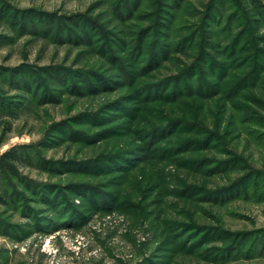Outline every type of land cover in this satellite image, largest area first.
<instances>
[{"label": "rangeland", "instance_id": "374dc122", "mask_svg": "<svg viewBox=\"0 0 264 264\" xmlns=\"http://www.w3.org/2000/svg\"><path fill=\"white\" fill-rule=\"evenodd\" d=\"M187 1L181 13L182 18H190L183 30L189 34L210 0ZM258 1L264 3V0ZM118 2L128 0H0V68L5 74L0 79V98L9 106L3 110L0 100V158L13 147L39 144L55 129L56 135L66 137L68 131L63 124L69 122L75 130H81L82 139L67 137L40 148L50 161L81 160L101 152L132 148L139 151L137 156L141 159L129 157L137 166L119 177L93 170L82 173L75 168L49 171L27 159L10 161L11 166L7 167L16 173H10L9 177L20 175L64 184L91 178L122 195L123 205L121 209L87 212L83 223L61 222L55 228L39 229L31 224L33 218L0 198V212H3V215L0 213L3 226L0 264H264V195L258 193L264 194V76L258 81L254 78L242 81L234 90L231 85L239 78L237 75H245L243 70L217 71L208 65L204 79L207 84L215 81L216 86L210 91L195 87L179 100L169 98L171 94L166 98L154 96V100L148 101L143 99L146 94L143 93L138 100L117 102L116 107L107 105L111 108L104 109L109 101H119L120 97L133 93L135 83L131 84L123 75L121 63L100 52V41L93 46L81 39L82 42L75 41L71 35L77 32V36H85L89 19L117 32L119 40L115 42L124 46L136 40L139 29L155 23V0H144L135 6L134 2L130 3L132 12L123 10V18L113 13ZM224 14L210 26L214 30L210 42L219 48L211 46L210 49L220 50L218 60L226 58V51L231 54L229 44L236 39V34L241 43L240 55L264 50V22L253 19L252 27L246 32L250 39L246 42L245 35L239 32L247 28L248 22L242 20L235 26L228 22V14ZM78 23L81 25L77 26ZM37 26L47 29V35L40 29L34 32L32 29ZM198 32L193 37L196 41L193 48L172 51L169 59L149 74L140 73L145 53L140 58L121 55L123 65L126 70H137V86L174 76L201 48L202 32ZM58 67L65 68L70 81L77 77L76 84L84 82L77 75L82 70H96L107 78L100 82L94 77V84L79 90L68 89L60 78L49 74ZM18 70L24 75L31 71L26 80L32 76L42 78L40 87L47 84L55 92V98L37 102L27 89L18 86L24 84L16 75ZM169 88L163 87L161 93ZM86 111L93 113L81 120L77 115ZM173 119L185 125L151 133L153 128L164 127ZM194 122L198 123L196 130L200 133L190 128ZM111 127L115 135L100 140L91 138L99 130ZM137 128L145 129L141 137L142 130ZM207 134H214L211 143L186 144L198 138L206 139ZM143 141L152 142L151 147L144 149ZM221 160L231 162L212 163ZM253 172L258 182L254 192L237 195L232 191L210 197L205 193L228 188ZM14 180L17 181L15 177ZM5 184L0 183L3 191ZM22 196L35 210L34 214L51 213L42 197L39 199L30 191ZM80 200L75 198L77 202ZM7 222L21 228H15L10 234ZM240 247L242 251H236Z\"/></svg>", "mask_w": 264, "mask_h": 264}, {"label": "trees", "instance_id": "16d2710c", "mask_svg": "<svg viewBox=\"0 0 264 264\" xmlns=\"http://www.w3.org/2000/svg\"><path fill=\"white\" fill-rule=\"evenodd\" d=\"M144 0H128L127 3L118 2L113 8V13L119 17L123 18V10L132 12V8L130 3L134 2L135 4L139 5L140 2H143ZM187 0H155V5L157 7L155 8L154 15H155V23L151 27H143L139 29V31L136 33L137 38L134 42H127L126 45H118L115 41L116 39L119 40L118 33L114 32L112 30L106 29L103 25L96 24L93 20H86L85 27L87 29V32L85 31L84 35L77 36V32H74V34H70L72 39H75V41L82 42L88 41L93 46L96 45L95 42H99V47L101 48V53L103 55L108 56L113 61L117 62L118 64L121 63L122 71L124 76H127V80L129 82H132L131 84L135 83V87L133 88V93L130 95L120 97L117 100L109 101L106 104V108L109 109L116 107L117 102H128V101H135L138 100L139 97L141 98V95L143 93H146L143 99L154 100L152 98H155L154 96H163L168 97L172 94V99H182L185 98L183 95H187L190 93L195 87L196 89H201L202 91H210L212 90V87H216L215 81L208 82L206 79H204V76H207V70H205L208 65L209 67H212L213 69H216L217 71L221 70H236L240 69L243 70L245 75H237L239 78L233 82L231 87H234L233 89L236 90L238 87V84H242V81H248L250 79L260 80L263 75L264 71V50H254L250 54H242L240 55L239 49H240V40L238 41L239 35L236 34V39L233 38L229 46L231 50V54H229L228 51H226V58L222 60H218L217 55L220 53V50H217L219 52H216V50L210 49L212 46L214 49H219L218 47L215 48L216 45H213L211 40V35L214 30H211V24L213 22H218L219 17L222 15H227L228 22H231L235 24V26L239 24V22L247 21V28L245 27L243 31L239 32L242 33V35H245V41L249 40V35L247 30H250L252 27V21L253 19H256L257 22H264V3H261V1L258 0H248V3L246 0H210L204 9L203 16L199 20V22H195L194 24V34L193 31L189 34L186 31H183L187 28V25H189L188 21H190V18H182V10L184 9L185 4L187 3ZM246 3V4H245ZM5 12H3L4 14ZM8 15V13H6ZM148 15H151L148 14ZM153 15V16H154ZM144 19H149V16H144ZM186 22V23H185ZM18 23V22H17ZM227 23V22H226ZM19 24V23H18ZM22 24V22H21ZM33 26L34 23H31ZM20 25V24H19ZM39 25V24H38ZM78 25H81V23H78ZM158 25V28L157 26ZM32 26V27H33ZM23 29L25 28V25L21 26ZM34 28V27H33ZM227 28V27H226ZM249 28V29H248ZM26 29V28H25ZM39 29L42 31V34L47 35V29H43L41 26H37L36 29H32L34 32L35 30L38 32ZM155 29V30H153ZM198 31L202 32V44L201 48L199 49L198 53L194 56L193 60L186 64L184 68H182L177 74L174 76H170L169 78H166L164 80H161L160 82H154L150 84H143L140 86L136 85V77L138 76L137 70H126L125 66L123 65V56L128 54L129 57H143V54L145 53L144 58L142 61H144V65L140 68V73L143 75V73L149 74V71L153 69L154 67H157L158 65L162 64L163 61L166 59H169V55L172 51H188L189 48H193L196 41L193 37H196ZM218 32V29L216 30ZM47 32V33H45ZM216 33V32H215ZM75 35V36H73ZM88 35V36H87ZM152 36V39L150 37ZM176 36V38H175ZM99 37V38H98ZM93 38V40H91ZM94 38L98 40L94 41ZM115 38V39H114ZM79 39V40H78ZM80 39L82 41H80ZM114 39V40H113ZM194 40V41H193ZM94 41V42H93ZM78 43V42H77ZM114 47H113V46ZM229 50V51H230ZM248 51V50H245ZM223 52V50H222ZM221 52V54H223ZM138 53V54H137ZM217 53V54H216ZM220 54V55H221ZM229 54V55H228ZM122 59V60H121ZM238 62V66L233 64L234 62ZM240 64V65H239ZM212 65V66H211ZM244 65L243 67H240ZM63 67H58L57 70H51L49 72L50 75H53L57 77L61 83L63 82L66 87L68 86V89H75L79 90L83 87H87L90 84H94V77H96L97 81H103L104 78H107L103 76L101 73H98L96 70H88L89 72L82 70L83 73L77 74L78 78H80L81 81H84L83 84H76L77 77H73L70 79L66 76V71ZM231 70L229 73H231ZM21 70H18V73H16L19 80H23L24 84H18V86H22L25 89H27L33 98L37 102L44 101L45 98L53 99L55 98V92L47 86V84L40 87L41 83H43V79L37 77L38 79L34 78L32 76L31 80H26L27 76H31L30 72H26V74H19ZM57 71V72H56ZM34 72V70L32 71ZM139 72V70H138ZM210 72V71H209ZM262 73V74H261ZM40 74V73H39ZM58 75L60 77H58ZM231 76L233 74H230ZM236 75V74H235ZM5 74L3 73V70L0 68V79L4 78ZM65 77H67V80L69 82H64ZM70 77V76H69ZM198 79V81H195L194 79ZM76 81V82H75ZM60 83V84H61ZM70 83V84H69ZM40 84V85H39ZM196 84V86H195ZM70 85V86H69ZM80 85V86H79ZM170 87L169 90H164L163 94L161 93L163 87ZM65 87V88H66ZM219 88L216 89L218 91ZM150 93V97L147 96L148 92ZM154 93H151V92ZM194 91V90H193ZM199 91V90H198ZM214 91V90H213ZM40 92V95L38 94ZM142 99V100H143ZM2 109L8 108L7 104H3V100L0 98ZM141 100V101H142ZM115 103V104H114ZM111 105V107L108 106ZM136 106V105H135ZM102 111V110H100ZM98 111L97 113H101ZM93 113V112H92ZM91 112H82L78 114L77 116L81 118V120L88 119V116L92 114ZM92 117H95L92 116ZM55 125V124H54ZM63 125H66L68 135H65L66 137H60L58 134L56 135L54 131L50 133V135L43 138L41 142L38 143H32V144H24L19 145L17 147H13L10 151L2 155L0 158V183L5 182L7 184L4 188V191L1 189L0 185V198H2L4 203L9 205L10 207H13L16 211H19L23 215L29 216L33 218V226L44 229V228H55L57 224L63 223V222H73L77 221L79 223H83L87 218V212L91 211H107L111 209H121L122 207V195H119L118 193L115 194L112 191L107 190V186L102 184V182H94L93 179L89 178L88 180L83 179H74L68 181V183H53L50 181L43 182L39 180H31L22 176H13L9 177L10 173L14 174L16 173L12 168L7 167L10 161L17 160V159H27V161L33 162L34 165L37 167L47 169L49 171H56L57 169L62 170H71V169H77L83 171L82 173L89 174V170L97 171L98 173L102 172V175H118L116 177H119L120 175L130 173L133 171L135 166H137V163H135V160L129 158V157H138L137 153L139 151H136V148H132L126 151H120V152H101L96 157L93 158H84V159H76V160H60V161H50V159L45 158L43 156L42 151L40 148L51 145L53 141H59L62 139L71 138V139H82L80 138L82 136L81 130H75L69 122H64ZM182 125H185L181 122L178 123L177 119L171 120L166 126H157L151 130V133H154L157 130L161 131H170L171 127H181ZM190 128H193L197 133H200L197 129L198 123L194 122L192 123ZM62 128V127H61ZM142 130L140 132V137L145 133V129L143 128H137ZM154 130V131H153ZM137 131V130H136ZM139 132V131H138ZM115 129L111 128H104L99 130L97 133L91 136V138H96V140H100L105 136L108 135H115ZM150 133V132H149ZM142 134V135H141ZM151 135V134H150ZM208 138L204 139H196L191 140V143L188 146H192L193 144H199V143H209L211 141V138L214 134H207ZM58 137V139H57ZM209 139V140H208ZM89 141V139H88ZM95 141V140H93ZM152 141V140H150ZM150 141H143V144H146L144 146L145 148H150L149 144L152 142ZM211 143V142H210ZM187 146V147H188ZM17 149V150H16ZM13 150V151H12ZM136 155V156H135ZM140 157H138V160ZM141 160V159H140ZM231 160H221L220 162H212L214 164L218 165H225L229 164ZM11 166V165H9ZM64 167V168H62ZM91 167V168H90ZM216 167V166H215ZM88 168V169H87ZM74 171V170H72ZM93 174V172H90ZM254 175H256V172L251 173L248 177L244 178L241 181L233 182V184L227 186L228 188H220L213 191H205L207 193V196L212 195H218L223 193H231L232 191L235 192V194L240 195L242 192H248L250 190L253 191V189L258 188L255 180L256 178H253ZM14 177L17 181L14 180ZM13 178V179H12ZM19 181V184L17 182ZM198 189V188H195ZM23 190V191H21ZM30 191L36 195L39 196V199L42 197V199L45 201L44 203H47L48 208L50 209L51 213H47L45 215L42 214H34L35 210L31 208L26 201L23 199V196L25 192ZM258 191V190H257ZM254 192V191H253ZM259 194L264 195L261 191H258ZM4 196V197H3ZM79 197L81 200L79 202L75 201V198ZM48 211V212H49ZM3 215V212H0ZM0 214V217L2 216ZM5 223V222H4ZM2 224L0 222V231L2 229ZM6 227L9 228L7 231L12 234V230L20 229V225H14L11 223L6 224ZM250 241V240H249ZM253 241V240H252ZM251 241V242H252ZM243 243V241H241ZM244 244V243H243ZM253 245V242H252ZM235 249V248H233ZM245 249V248H243ZM236 251H242V248H237Z\"/></svg>", "mask_w": 264, "mask_h": 264}]
</instances>
